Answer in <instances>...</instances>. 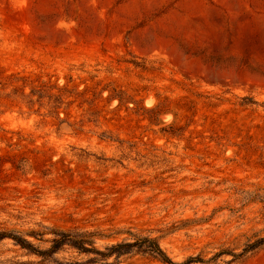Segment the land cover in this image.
Returning <instances> with one entry per match:
<instances>
[{
	"label": "rangeland",
	"instance_id": "374dc122",
	"mask_svg": "<svg viewBox=\"0 0 264 264\" xmlns=\"http://www.w3.org/2000/svg\"><path fill=\"white\" fill-rule=\"evenodd\" d=\"M62 232L264 264L234 258L264 238V0H0V234ZM0 264L164 263L5 238Z\"/></svg>",
	"mask_w": 264,
	"mask_h": 264
},
{
	"label": "trees",
	"instance_id": "16d2710c",
	"mask_svg": "<svg viewBox=\"0 0 264 264\" xmlns=\"http://www.w3.org/2000/svg\"><path fill=\"white\" fill-rule=\"evenodd\" d=\"M12 138H9L8 141H11ZM21 140V139H19ZM56 238L52 240V247L47 251H39L38 249H34L33 246L27 242L23 237L16 234H0V240L5 238H10L16 245L20 246L21 249L27 250L31 253H34L38 256L46 257L48 255H55L57 252L61 251L64 247H68L70 249H74L79 253L90 254L94 252L99 254L102 258L107 259L110 257H115V259L119 260L124 256H130L133 254H141L153 257L158 259L160 262L164 264H174L172 261L166 256V254L161 250L159 244L152 239L144 238L137 240L133 243H120L113 245L106 249V254H100L92 249L93 242L86 241L83 236L74 235L71 236L66 233H57L55 234ZM89 246V247H87ZM264 247V238L256 240L254 243L246 245L243 249L242 253L239 255H234L235 259H241L247 256L250 253H253ZM196 261L190 259L186 264L195 263Z\"/></svg>",
	"mask_w": 264,
	"mask_h": 264
}]
</instances>
